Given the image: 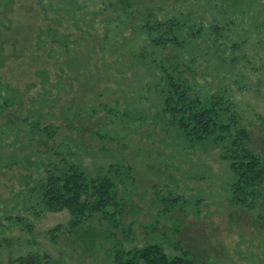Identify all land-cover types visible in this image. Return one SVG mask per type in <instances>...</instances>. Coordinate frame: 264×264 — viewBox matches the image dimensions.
Wrapping results in <instances>:
<instances>
[{"label": "rangeland", "instance_id": "rangeland-1", "mask_svg": "<svg viewBox=\"0 0 264 264\" xmlns=\"http://www.w3.org/2000/svg\"><path fill=\"white\" fill-rule=\"evenodd\" d=\"M155 19L184 22L186 45L151 55L141 27ZM263 26L264 0H0V264H112L117 247L149 244L194 264H264V185L237 201L224 149L186 139L155 86L168 60L192 95L229 98L264 159ZM69 163L115 182L118 209L83 227L91 247L41 201Z\"/></svg>", "mask_w": 264, "mask_h": 264}, {"label": "trees", "instance_id": "trees-1", "mask_svg": "<svg viewBox=\"0 0 264 264\" xmlns=\"http://www.w3.org/2000/svg\"><path fill=\"white\" fill-rule=\"evenodd\" d=\"M220 7L224 9V4H220ZM127 9L131 11V8ZM143 22L141 28L147 31L154 48L151 55L161 56L162 50L169 46L182 49L188 41L186 37L183 38L187 34L185 23L177 19ZM219 24L218 22L212 25V32L217 36L216 44L222 43L219 35L223 32V27ZM232 45L239 48L236 43ZM168 63L167 60L161 64L160 80L155 83V86L161 85L165 113L172 116L189 141L197 143L209 140L224 149L225 157L230 161L236 175L232 192L237 201L246 204L251 198H262L264 159L247 146L250 135L246 128L240 127L231 100L224 95H192L185 74L179 70L176 72ZM46 130L48 135L52 136L54 129L51 127ZM54 166H57V170L50 171L40 188L44 209L49 212L68 210L72 216L71 224L74 231L82 233L81 237L86 245L89 243L93 245L90 242L93 239L91 230L87 231L83 227L97 215L108 217L109 209H118L115 182L106 176L90 177L73 163H69L66 170L59 168L60 164ZM113 220L116 221L115 218ZM22 221L23 218L19 217L18 222ZM10 264L55 263L48 254L31 253L11 260ZM112 264H194V262L187 253L170 255L162 245L149 244L130 249L117 247Z\"/></svg>", "mask_w": 264, "mask_h": 264}]
</instances>
